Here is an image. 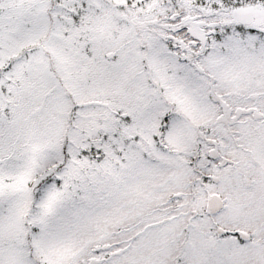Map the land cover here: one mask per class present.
I'll return each instance as SVG.
<instances>
[{
  "label": "snow or ice",
  "instance_id": "6c2138e0",
  "mask_svg": "<svg viewBox=\"0 0 264 264\" xmlns=\"http://www.w3.org/2000/svg\"><path fill=\"white\" fill-rule=\"evenodd\" d=\"M0 264H264V0H0Z\"/></svg>",
  "mask_w": 264,
  "mask_h": 264
}]
</instances>
